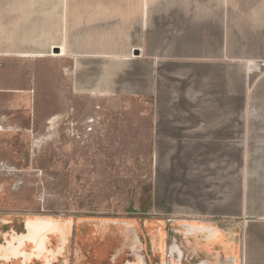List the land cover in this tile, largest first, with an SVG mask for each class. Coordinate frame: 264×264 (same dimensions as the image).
Returning a JSON list of instances; mask_svg holds the SVG:
<instances>
[{"label": "rangeland", "instance_id": "374dc122", "mask_svg": "<svg viewBox=\"0 0 264 264\" xmlns=\"http://www.w3.org/2000/svg\"><path fill=\"white\" fill-rule=\"evenodd\" d=\"M234 1L36 0L53 30L114 55L82 57L77 89L41 66L30 107L0 104V264H226L221 214L262 207L264 60L231 49Z\"/></svg>", "mask_w": 264, "mask_h": 264}, {"label": "crops", "instance_id": "0c3cea01", "mask_svg": "<svg viewBox=\"0 0 264 264\" xmlns=\"http://www.w3.org/2000/svg\"><path fill=\"white\" fill-rule=\"evenodd\" d=\"M230 23L240 26L236 30V40L229 43L235 56L264 60V0H235L230 6ZM94 13H76L75 16H91ZM67 18L68 14L63 15ZM51 10H37L36 0H0V104L23 105L30 107L36 96L43 94L46 87L38 68L60 61L62 71L72 80L71 88L77 89L75 74L80 68V59L85 55L99 58L110 57L114 52L101 53L92 48L85 52L83 39L78 35L69 36L68 27L59 30L52 28ZM53 33L61 34L60 39L66 42L69 58H53L52 50L57 43ZM72 43V45H71ZM71 46H75L72 48ZM63 53H60L61 55ZM58 55V56H59ZM113 61V66H114ZM75 82V83H74ZM264 89V74L256 82ZM258 97L264 99V93ZM9 98H12L10 101ZM5 99L8 100L5 101ZM251 102V101H250ZM254 121L251 131L255 134L254 146L259 158L253 163V184L262 194L261 208L252 209L245 221L239 220L244 212L221 214L218 236L211 242L219 251L213 257L226 264L238 260L240 264H264V113L250 114ZM241 114L240 117H243ZM243 119V118H241Z\"/></svg>", "mask_w": 264, "mask_h": 264}, {"label": "water", "instance_id": "95a60500", "mask_svg": "<svg viewBox=\"0 0 264 264\" xmlns=\"http://www.w3.org/2000/svg\"><path fill=\"white\" fill-rule=\"evenodd\" d=\"M201 264V263H200ZM202 264H204V263H202ZM232 264H237V262H234V263H232Z\"/></svg>", "mask_w": 264, "mask_h": 264}, {"label": "built area", "instance_id": "2783aa9c", "mask_svg": "<svg viewBox=\"0 0 264 264\" xmlns=\"http://www.w3.org/2000/svg\"><path fill=\"white\" fill-rule=\"evenodd\" d=\"M262 65H264V62L262 63Z\"/></svg>", "mask_w": 264, "mask_h": 264}]
</instances>
